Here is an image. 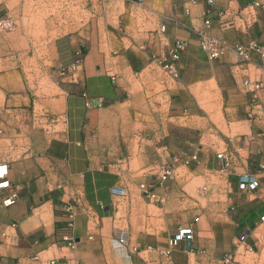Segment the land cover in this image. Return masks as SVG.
<instances>
[{
  "label": "crops",
  "instance_id": "1",
  "mask_svg": "<svg viewBox=\"0 0 264 264\" xmlns=\"http://www.w3.org/2000/svg\"><path fill=\"white\" fill-rule=\"evenodd\" d=\"M120 1L127 6L120 39L132 46L108 57L98 42L91 49L80 35L58 37L55 71L63 72L47 115L0 51V264H214L215 230L208 225L204 242L199 217L179 226H191L195 239L168 244L179 228L173 224L182 216L186 176L206 180L223 200L224 218L233 223L227 247L235 256L240 248L253 252L252 264H264V70L258 56L241 64L232 50L209 59L198 40L200 31L264 45V10L254 7L264 0ZM226 21L233 24L221 27ZM178 40L186 42L176 62L179 84L157 92L152 75ZM246 79L261 83L255 99ZM153 92L170 94L167 116ZM181 92L221 97L228 118L219 142L201 144L193 120L181 121L192 116L172 97ZM184 129L194 138L181 137ZM174 155L196 160L177 163L174 177L158 184L152 169ZM242 174L256 179L248 189L239 188ZM143 181L159 201L142 196ZM119 231L127 233L122 246L113 241Z\"/></svg>",
  "mask_w": 264,
  "mask_h": 264
},
{
  "label": "rangeland",
  "instance_id": "2",
  "mask_svg": "<svg viewBox=\"0 0 264 264\" xmlns=\"http://www.w3.org/2000/svg\"><path fill=\"white\" fill-rule=\"evenodd\" d=\"M126 7L120 0H0V17L12 22L9 29L0 27V51L6 54L7 70L16 71L28 97L36 100L40 115H47L45 107L48 100L57 96V87L61 83L60 74L63 71H55L56 39L66 34L80 35L88 48L91 46L93 49L98 42L108 57L114 56L132 46L128 40L120 39L126 31L122 15ZM132 11L135 13V10ZM159 68L160 72L153 74L151 78L157 86L156 91L176 89L180 76L173 79L160 66ZM173 96L181 113L187 116L192 114L190 118L184 117L181 121L191 123L190 120H193L201 144H216L221 140L222 133L227 131L225 119L228 117L221 106L219 95L204 92L194 98L190 92H181ZM154 99L156 103L163 105L159 110L162 117L167 116L170 94L155 98L153 92L152 100ZM43 126L47 124L44 123ZM180 135L183 138H194V134L186 129ZM206 183L202 178L186 176L180 194L183 199L182 216L174 221L176 224L173 227L189 225L194 222V218L199 217L201 233L198 237L204 242L207 239L205 233L208 225L212 224L215 230L214 264H222V257H229L234 264H252L257 259L256 254L240 248L235 256L227 247L226 241L233 231V223L225 220L224 206L218 204L223 200ZM212 210L215 213L210 218ZM192 232L195 239L193 229Z\"/></svg>",
  "mask_w": 264,
  "mask_h": 264
},
{
  "label": "built area",
  "instance_id": "3",
  "mask_svg": "<svg viewBox=\"0 0 264 264\" xmlns=\"http://www.w3.org/2000/svg\"><path fill=\"white\" fill-rule=\"evenodd\" d=\"M208 2H212V0H208ZM254 7H262L264 10V5L256 2ZM204 25L209 27L211 25V21L209 19H204ZM232 21H226L221 23V27H226L227 25H232ZM0 27L9 29L12 27V22L8 18L0 17ZM159 30L161 32L165 31V25L162 24L159 26ZM198 40H199V48L200 50L207 55L209 59H218L220 58L226 50H232L239 63H247L250 62L253 55H256L261 60V67L264 70V45H260L257 42H249L247 44L240 43H231L223 41L217 37L211 36L205 32H198ZM186 46L185 41H176L172 48L169 50L167 57L158 62L159 66L164 70V72L171 78L176 79L179 76V71L176 66V62L179 59L180 51H182ZM246 85H251L252 89V99L256 98V92L261 88V83L258 81H250L246 79L244 81ZM90 103V102H89ZM88 104V102H87ZM91 104V103H90ZM102 105L101 101L96 103L97 107ZM218 159H222L224 161V166L228 163V157L224 155V153L217 154ZM196 160V155H174L172 156L170 161H165L157 165L155 168L153 176L156 177L155 182L161 184L168 179H171L175 175L176 164L182 162L184 164H189L191 161ZM154 169H152L153 171ZM255 178L253 176H249L247 174H242L239 176V188L240 189H248L250 185L255 182ZM140 193L148 200L159 201V197L154 193L151 183L148 181H143L138 186ZM119 195H125L124 189H115L114 190ZM13 202V197H10L5 201V204H10ZM65 211L68 214L69 218H72V208L70 204L65 205ZM244 235L241 239H244ZM193 239V232L191 227H180L177 229V232L169 239L168 244L169 247H173L174 244L178 241H191ZM127 233L124 231H119L117 235H115L113 241L117 246H122L126 243ZM169 250L165 251V254H169ZM1 262V261H0ZM222 264H234V262L230 261L229 257H222ZM55 263V262H54ZM52 262V264H54ZM169 264V263H166Z\"/></svg>",
  "mask_w": 264,
  "mask_h": 264
},
{
  "label": "bare ground",
  "instance_id": "4",
  "mask_svg": "<svg viewBox=\"0 0 264 264\" xmlns=\"http://www.w3.org/2000/svg\"><path fill=\"white\" fill-rule=\"evenodd\" d=\"M71 8V7H70ZM75 11V10H74ZM65 22V21H64Z\"/></svg>",
  "mask_w": 264,
  "mask_h": 264
}]
</instances>
